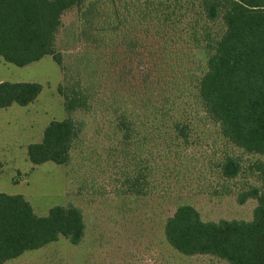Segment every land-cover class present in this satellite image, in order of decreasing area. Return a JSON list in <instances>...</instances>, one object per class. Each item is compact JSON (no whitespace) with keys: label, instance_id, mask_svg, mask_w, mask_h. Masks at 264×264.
<instances>
[{"label":"trees","instance_id":"16d2710c","mask_svg":"<svg viewBox=\"0 0 264 264\" xmlns=\"http://www.w3.org/2000/svg\"><path fill=\"white\" fill-rule=\"evenodd\" d=\"M73 9L77 12L76 42L86 51L78 60L81 70L79 65L74 72L63 69L66 83L58 92L65 114L90 110L89 92L95 85L82 86V73L85 83L87 78H98L103 58L108 57L109 64L104 65L120 77L123 61L134 57L142 74L138 105L148 110L152 87L160 88L162 99L151 105L150 123L155 129L164 128L166 135L159 134V138L178 162L181 148L188 143L189 120L179 113V98L166 96L162 81L168 75L169 89L182 92L178 79L187 78L182 73V60L188 57L184 50L204 56V72L188 76L196 90L194 104L229 144L261 158L251 168L259 185L247 186L236 198L239 205L253 199L256 207L250 221L203 222L192 206L180 205L166 219L164 236L184 256L210 255L227 264H264V0H0V58L22 68L51 57L62 68L56 36L61 17ZM41 90L36 83L0 82V109L26 107ZM117 109L122 138L132 141L136 125L144 120L134 111ZM80 131V124L70 117L50 122L41 142L27 147L29 162L66 166ZM217 169L221 182L236 180L242 173L240 159L232 155H225L216 173ZM172 170L175 176L179 174L176 162ZM83 234L81 213L71 205L53 207L46 216L37 217L21 195L0 193V264L61 237L79 245Z\"/></svg>","mask_w":264,"mask_h":264},{"label":"rangeland","instance_id":"374dc122","mask_svg":"<svg viewBox=\"0 0 264 264\" xmlns=\"http://www.w3.org/2000/svg\"><path fill=\"white\" fill-rule=\"evenodd\" d=\"M76 28L77 12L73 9L61 17L56 36L62 68L51 57L22 68L0 58V82L42 87L32 104L0 109V193L21 195L37 217L46 216L53 207L71 205L81 213L84 234L79 245L61 237L6 264H227L210 255L184 256L164 236L166 219L180 205L192 206L203 222L250 221L256 207L253 199L239 205L236 198L247 186L259 185L251 168L261 158L229 144L219 127L194 104L196 90L188 76L204 72V56L184 50L188 57L182 60V73L187 78L178 79L182 92L169 89L168 75L162 81L166 96L179 98V113L189 120L188 143L181 148L178 162L159 138V134L166 135L164 128L155 129L150 123L151 105L162 99L160 88L152 87L148 110L138 105L142 74L134 57L123 59L120 77L104 65L109 64L108 57L103 58L98 78H87L85 83L82 73V86L95 85L89 92L90 110L65 114L58 92L66 83L63 69L74 72L86 51L76 42ZM73 75L71 83L76 80ZM118 106L144 120L136 125L132 141H124L118 129ZM68 117L81 128L72 142L69 163L32 165L27 147L41 142L50 122ZM225 155L240 159L242 173L236 180H219L215 168ZM175 162L180 168L177 176L172 170ZM224 190L232 193L224 194Z\"/></svg>","mask_w":264,"mask_h":264}]
</instances>
